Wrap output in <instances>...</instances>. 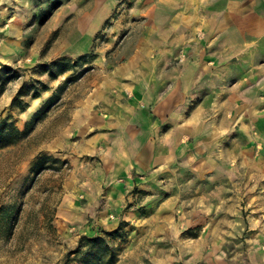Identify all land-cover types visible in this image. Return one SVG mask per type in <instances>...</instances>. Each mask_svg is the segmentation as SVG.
Segmentation results:
<instances>
[{
    "label": "rangeland",
    "instance_id": "rangeland-1",
    "mask_svg": "<svg viewBox=\"0 0 264 264\" xmlns=\"http://www.w3.org/2000/svg\"><path fill=\"white\" fill-rule=\"evenodd\" d=\"M124 3L0 0V264H264V53L251 61L249 93L262 85L263 99L249 109L252 140L244 136L239 154L224 132L228 152L209 156L223 160L217 180L201 171L205 153L186 156L130 191L135 223L79 235L58 215L80 177L71 120L79 101L100 98L88 87L114 83L127 39L117 27ZM43 80L52 90L42 93Z\"/></svg>",
    "mask_w": 264,
    "mask_h": 264
},
{
    "label": "crops",
    "instance_id": "crops-1",
    "mask_svg": "<svg viewBox=\"0 0 264 264\" xmlns=\"http://www.w3.org/2000/svg\"><path fill=\"white\" fill-rule=\"evenodd\" d=\"M119 1L111 0V8ZM127 1L117 20L127 39L111 73L114 83L88 87V95L100 91V98L79 101L71 120L77 135L73 174L80 177L74 198L61 202L57 213L79 235L140 220L130 191L140 178L159 175L186 156L205 153L201 171L217 180L223 160L209 156L228 152L222 149L225 131L240 154L241 140H252L257 124L249 109L263 102L262 85L249 90L255 86L251 61L264 53V0ZM3 44L10 49L12 42ZM43 83L42 93L52 90L51 81Z\"/></svg>",
    "mask_w": 264,
    "mask_h": 264
},
{
    "label": "trees",
    "instance_id": "trees-1",
    "mask_svg": "<svg viewBox=\"0 0 264 264\" xmlns=\"http://www.w3.org/2000/svg\"><path fill=\"white\" fill-rule=\"evenodd\" d=\"M66 70H68V69H64L62 72H64V71H66ZM57 75V74H56ZM117 232V231H116ZM99 238H101V237H95V238H91V237H88V239L89 240H95V239H99ZM83 246V244L81 245V247Z\"/></svg>",
    "mask_w": 264,
    "mask_h": 264
},
{
    "label": "bare ground",
    "instance_id": "bare-ground-1",
    "mask_svg": "<svg viewBox=\"0 0 264 264\" xmlns=\"http://www.w3.org/2000/svg\"><path fill=\"white\" fill-rule=\"evenodd\" d=\"M224 120H225V119H224ZM224 120H223V121H224Z\"/></svg>",
    "mask_w": 264,
    "mask_h": 264
}]
</instances>
